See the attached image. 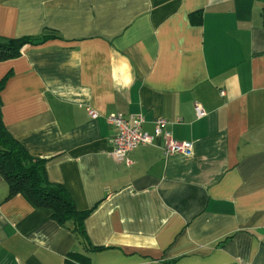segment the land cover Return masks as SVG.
I'll return each mask as SVG.
<instances>
[{
	"label": "crops",
	"instance_id": "0c3cea01",
	"mask_svg": "<svg viewBox=\"0 0 264 264\" xmlns=\"http://www.w3.org/2000/svg\"><path fill=\"white\" fill-rule=\"evenodd\" d=\"M43 34L0 62L2 123L102 250L0 176V264H264V0H0V38ZM139 113L191 156L117 164L106 118Z\"/></svg>",
	"mask_w": 264,
	"mask_h": 264
},
{
	"label": "trees",
	"instance_id": "16d2710c",
	"mask_svg": "<svg viewBox=\"0 0 264 264\" xmlns=\"http://www.w3.org/2000/svg\"><path fill=\"white\" fill-rule=\"evenodd\" d=\"M51 37L54 36L43 34L37 38H0V62L18 57L26 45L39 44ZM7 80L8 75L0 80V93ZM44 167V160L31 156L7 133L0 112V176L7 184L8 199L19 195L32 208L51 211L53 220L67 229L87 251L102 250L93 248L87 240L84 221L89 213L78 212L66 190L60 185L48 182ZM69 257L73 264H87L88 261L81 255Z\"/></svg>",
	"mask_w": 264,
	"mask_h": 264
},
{
	"label": "built area",
	"instance_id": "2783aa9c",
	"mask_svg": "<svg viewBox=\"0 0 264 264\" xmlns=\"http://www.w3.org/2000/svg\"><path fill=\"white\" fill-rule=\"evenodd\" d=\"M224 93L221 91L220 95ZM194 114L197 119L203 118L206 114L200 105L194 104ZM89 116L94 119L96 113L89 110ZM109 126L115 129V134L111 139V156L117 164H122L129 168L132 161L128 155L139 147L152 145L157 139L163 140L162 155L189 157L192 154V144L175 141L166 130L167 121L157 119L154 121L153 134H148L142 130L145 122L143 114H135L124 117L120 114H109L106 118Z\"/></svg>",
	"mask_w": 264,
	"mask_h": 264
}]
</instances>
